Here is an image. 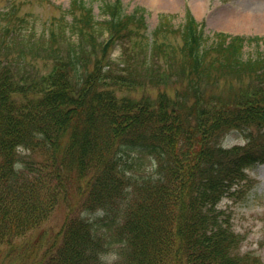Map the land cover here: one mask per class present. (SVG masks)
Returning <instances> with one entry per match:
<instances>
[{
	"label": "trees",
	"instance_id": "obj_1",
	"mask_svg": "<svg viewBox=\"0 0 264 264\" xmlns=\"http://www.w3.org/2000/svg\"><path fill=\"white\" fill-rule=\"evenodd\" d=\"M100 1L101 13L110 17L106 27H97L88 9L74 18L78 32L72 34L91 43L104 31L135 37L145 53L139 9L125 14L119 0ZM196 30L188 18L180 32L178 62L185 70L177 79L188 80L175 93L189 103L178 104L179 110L166 101L153 109L131 92L117 95L143 80L141 64H125L123 74L76 63L68 74L57 64L40 78L22 75V63L15 72L0 66V245L19 255L28 247L15 242L64 204L60 243L44 252L50 254L44 264H109L108 256L116 257L111 264H262L240 254L239 236L216 206L246 181L248 169L264 164V59L243 57L240 39L222 34L204 46ZM164 34L163 28L154 32ZM57 38L51 32L47 41L54 51ZM5 42L0 38V47ZM154 47L156 55L170 49L174 58L175 48ZM79 48L72 42L68 59ZM131 56L125 51L127 60ZM149 69L155 79L156 69ZM203 74L235 92L204 103L213 95L200 96L195 77ZM231 134L245 145L223 148L221 139ZM18 145L23 154L15 151ZM14 161L23 165L19 172Z\"/></svg>",
	"mask_w": 264,
	"mask_h": 264
},
{
	"label": "rangeland",
	"instance_id": "obj_2",
	"mask_svg": "<svg viewBox=\"0 0 264 264\" xmlns=\"http://www.w3.org/2000/svg\"><path fill=\"white\" fill-rule=\"evenodd\" d=\"M61 6V9H56L50 6L46 1L33 0H0V35L9 39L11 36L4 33L2 16L4 12L10 13L12 17L15 15L14 7L17 8L16 18L20 17L22 21H17L14 27L17 37H28L29 34L42 36L44 32L49 29H56L61 31L58 26L49 25L53 20L59 19L63 14L66 18H71L73 15L68 12L71 0H53ZM124 10L128 12L134 7L139 6L145 8L147 11V42L144 43L146 51L150 53L154 50L153 39L151 38L153 30L158 24L159 14H168L171 16L170 24L175 30L176 27L182 25L185 18L186 7H191L195 11H199L203 7L202 12L199 13L200 21L205 22V29L208 33L224 31L236 35H252L261 38L258 44H248L244 51V57L248 54L252 55L249 50H255L264 55V0H122ZM85 5L91 7L94 14V21L102 20L101 2H90L85 0ZM261 10L253 12V10ZM64 11V12H62ZM174 16V18H173ZM80 17L77 12L76 17ZM257 17V18H254ZM253 24H248L249 22ZM14 26V25H13ZM78 29V28H77ZM105 34V33H104ZM65 35V34H64ZM70 35V36H69ZM65 35L66 38L74 37L69 33ZM144 35V38H145ZM166 42L172 43L174 46L180 44L179 38L171 34ZM133 42L136 39L132 40ZM15 42V41H13ZM12 42V43H13ZM158 42H161L158 38ZM9 43V44H12ZM29 43V42H28ZM28 43L23 45H7L12 48V54L21 50L22 46H28ZM259 47V49H258ZM118 50L111 53V56L116 58ZM16 55V54H13ZM119 60L122 61V55H119ZM163 65L169 64V59L160 56ZM31 61L30 57H27ZM148 63V62H147ZM169 70L168 68L165 69ZM141 72V70H140ZM225 89H230V84L225 82L222 84ZM137 91L134 92L135 98L148 96L152 100L163 95V90L152 85H145V88L138 86ZM175 87L169 88L166 93L168 96L174 97ZM216 92H224V89L216 90ZM123 93V92H122ZM244 140L240 135L233 134L224 138L222 146L231 148L233 146H243ZM246 181L236 188V191L231 197H224L218 204V208L228 213L233 230L240 237V252L252 253L254 256L261 258L264 264V165H257L246 172ZM63 211H57L53 217L40 228L47 232L46 240L43 243L41 250L48 246L55 240L52 233L56 231L61 223ZM48 228V229H47ZM37 232L33 233V237ZM32 240V239H31ZM2 253H0V264L4 262Z\"/></svg>",
	"mask_w": 264,
	"mask_h": 264
},
{
	"label": "clouds",
	"instance_id": "obj_3",
	"mask_svg": "<svg viewBox=\"0 0 264 264\" xmlns=\"http://www.w3.org/2000/svg\"><path fill=\"white\" fill-rule=\"evenodd\" d=\"M39 135L42 136V134H39ZM15 151H16L18 154H23V153L26 151V149H24L23 146L18 145V146L16 147ZM22 168H23V165H22L19 161H14V163H13V170H14V171L19 172ZM111 258H112V259H115L116 257H115V256H112Z\"/></svg>",
	"mask_w": 264,
	"mask_h": 264
},
{
	"label": "bare ground",
	"instance_id": "obj_4",
	"mask_svg": "<svg viewBox=\"0 0 264 264\" xmlns=\"http://www.w3.org/2000/svg\"><path fill=\"white\" fill-rule=\"evenodd\" d=\"M199 10H201V8ZM257 11H261V10H257V9L253 10V12H257ZM254 18H257V17H254ZM248 24H253V22L250 21Z\"/></svg>",
	"mask_w": 264,
	"mask_h": 264
}]
</instances>
